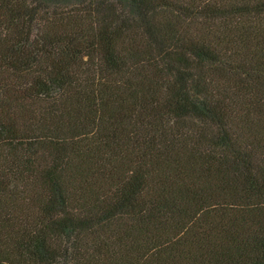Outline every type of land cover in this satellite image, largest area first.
<instances>
[{"label": "trees", "instance_id": "1", "mask_svg": "<svg viewBox=\"0 0 264 264\" xmlns=\"http://www.w3.org/2000/svg\"><path fill=\"white\" fill-rule=\"evenodd\" d=\"M0 264H264V0H0Z\"/></svg>", "mask_w": 264, "mask_h": 264}]
</instances>
